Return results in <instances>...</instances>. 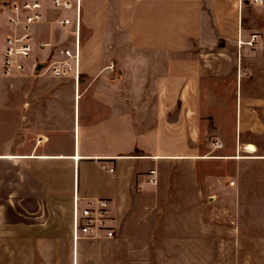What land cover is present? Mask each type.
<instances>
[{
	"label": "crops",
	"instance_id": "1",
	"mask_svg": "<svg viewBox=\"0 0 264 264\" xmlns=\"http://www.w3.org/2000/svg\"><path fill=\"white\" fill-rule=\"evenodd\" d=\"M80 21L77 86L0 66V264H264V231L215 211L198 178L239 147L264 161V0H80ZM32 32L69 45L55 25ZM73 195L108 200L112 239L72 245Z\"/></svg>",
	"mask_w": 264,
	"mask_h": 264
},
{
	"label": "built area",
	"instance_id": "2",
	"mask_svg": "<svg viewBox=\"0 0 264 264\" xmlns=\"http://www.w3.org/2000/svg\"><path fill=\"white\" fill-rule=\"evenodd\" d=\"M261 4V0H253ZM49 10L56 15L47 20L44 5L39 0H15L6 4V33L0 58L4 77L14 75L44 76L69 79L77 86L80 52V0H47ZM51 24L61 29L68 46L54 43H36L32 29ZM237 46L241 42L236 41ZM249 46L251 41L247 43ZM37 47L40 59H34L32 52ZM218 141L211 142L212 149L221 148ZM112 173V169L107 170ZM146 183L156 184L153 170L148 171ZM233 182L228 185L232 186ZM109 202L103 198L80 199L72 196L70 205V240L75 247L79 240H109L114 237Z\"/></svg>",
	"mask_w": 264,
	"mask_h": 264
},
{
	"label": "rangeland",
	"instance_id": "3",
	"mask_svg": "<svg viewBox=\"0 0 264 264\" xmlns=\"http://www.w3.org/2000/svg\"><path fill=\"white\" fill-rule=\"evenodd\" d=\"M8 1L15 0H0V12H2L3 4ZM3 22L4 14L2 12L0 13V52ZM35 29V37L39 38L45 34V31H36ZM51 86L52 88H57L53 83ZM215 100L222 103L224 102L223 105L221 104L217 107V109H220V113L229 109L230 100L225 94H219ZM216 117L219 119L217 114ZM207 130L210 136L205 140L207 145L203 147L205 149L204 156L211 159L218 155V151L226 147V138L229 137L231 132L230 124L226 118L223 120L222 116V120L217 129L211 128ZM217 137H222L221 139L225 142L222 143L219 150L211 152L209 143L213 138ZM243 151L254 153L255 149L252 145H246L243 147ZM236 155L240 158H234V160H205V162L198 166V178L200 184L206 188V191L210 188V190L214 192L210 195L215 202V211L225 208L229 216L231 215L232 217L239 218L244 225L249 222L254 223V228L261 234V232L264 231V161L242 158L245 154L241 152L240 147L237 152L235 151L233 153L234 157H236ZM217 181H220V184L222 187H225V189L221 188L220 191V184H218ZM229 182H235L232 188H229Z\"/></svg>",
	"mask_w": 264,
	"mask_h": 264
}]
</instances>
